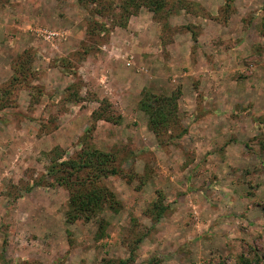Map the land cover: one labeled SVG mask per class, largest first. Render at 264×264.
Segmentation results:
<instances>
[{
	"label": "rangeland",
	"instance_id": "1",
	"mask_svg": "<svg viewBox=\"0 0 264 264\" xmlns=\"http://www.w3.org/2000/svg\"><path fill=\"white\" fill-rule=\"evenodd\" d=\"M174 1L170 16H126L124 0H96L95 37L77 0L0 2V87L15 85L0 110V264H264V0ZM145 92L177 97L160 138ZM104 102L119 122L93 118ZM84 145L116 155L105 183L123 207L68 223L48 170Z\"/></svg>",
	"mask_w": 264,
	"mask_h": 264
},
{
	"label": "trees",
	"instance_id": "2",
	"mask_svg": "<svg viewBox=\"0 0 264 264\" xmlns=\"http://www.w3.org/2000/svg\"><path fill=\"white\" fill-rule=\"evenodd\" d=\"M4 0H0L3 2ZM79 5L86 7L89 15L92 17L87 22L88 34L96 33L105 30L106 27L102 26L99 20L96 19L98 15L104 13V10L98 9L96 0H77ZM188 3L185 0H175L173 5H179L180 10H186ZM92 8H88V6ZM142 5H145L150 10L159 14L165 11L166 16L173 14L172 10L166 9L169 5L168 0H124L123 9L130 15L133 11L138 10ZM231 6V0H226L223 5L222 11L227 12ZM223 13V12H222ZM226 20V19H225ZM190 27V26H187ZM108 30V29H106ZM196 39L195 37H193ZM31 53L27 52L29 58ZM25 57V56H24ZM24 58L20 61V70L27 71L31 68V59ZM26 65H29L27 68ZM19 80L18 76L13 77V81ZM15 86V85H14ZM0 87V110L10 108L13 106V93L15 88ZM107 103V101H106ZM101 106L99 111L93 113V118L106 119L112 122H119V119L113 115L108 116L106 113H112L110 105ZM140 109L148 115L147 126L158 137L168 131L172 124L176 121L177 115V97L172 95H156L150 92H145L141 101ZM105 111V113H104ZM120 117V116H119ZM177 122V121H176ZM95 126V125H94ZM94 126L88 129L87 134L91 135ZM173 127V126H172ZM86 134V135H87ZM116 155L112 152H105L99 148L85 145L72 157L53 163L49 166L48 173L52 174V178L59 186H63L69 191L68 209L65 212V221L73 223L77 220L91 221L97 218L105 209H110L118 212L122 209V202L117 196L116 192L108 187L105 180L110 176H115L122 172V168L116 164ZM167 206L162 202V198L157 199L146 210V214L152 217L154 221H158L166 213ZM102 223V221H101ZM103 228V223L100 225ZM141 238L136 240L137 243ZM136 248H132L133 254ZM133 258L128 259H111L103 258L99 264H129ZM249 260L244 259L243 264H248ZM152 264V262L150 263Z\"/></svg>",
	"mask_w": 264,
	"mask_h": 264
},
{
	"label": "built area",
	"instance_id": "3",
	"mask_svg": "<svg viewBox=\"0 0 264 264\" xmlns=\"http://www.w3.org/2000/svg\"><path fill=\"white\" fill-rule=\"evenodd\" d=\"M41 35H43V39L47 43H54V41H57L59 38V32L52 31V30H43L41 32ZM128 64H132L134 62L133 56L130 55L127 60Z\"/></svg>",
	"mask_w": 264,
	"mask_h": 264
},
{
	"label": "crops",
	"instance_id": "4",
	"mask_svg": "<svg viewBox=\"0 0 264 264\" xmlns=\"http://www.w3.org/2000/svg\"><path fill=\"white\" fill-rule=\"evenodd\" d=\"M61 13V12H60Z\"/></svg>",
	"mask_w": 264,
	"mask_h": 264
}]
</instances>
